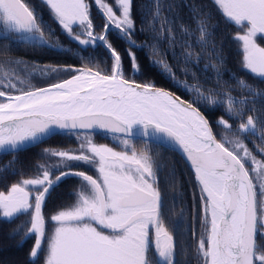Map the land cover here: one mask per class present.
Here are the masks:
<instances>
[{
  "label": "snow or ice",
  "instance_id": "6c2138e0",
  "mask_svg": "<svg viewBox=\"0 0 264 264\" xmlns=\"http://www.w3.org/2000/svg\"><path fill=\"white\" fill-rule=\"evenodd\" d=\"M44 2L73 41L83 50L100 42L109 51L112 65L109 73H102L90 67L40 66L7 57L16 43L57 51L63 46L22 0H0V38L10 41L3 46L6 58L0 60V153L22 151L60 132L79 141L77 149H44L42 159L55 158V163H37L35 175L24 178L21 174L0 190V219L10 223L20 215L29 217L24 236L34 237L30 258L45 252L44 264H175V241L161 211L158 173L162 165L147 143L140 149L134 143L138 138H155L177 145L194 170L203 211L204 231L196 244L201 264H264V159H257L245 143L246 136L258 132L264 142V120L255 115L243 118L245 111L256 112L248 105H254L264 92L243 79L236 81L241 96L234 97V89L220 91L224 61L214 45L216 63L205 68L215 72L217 87L205 89L198 82L181 81L196 97L191 102L152 83L126 79L122 56L108 40L111 29L128 44L134 73L140 72V65L132 49L147 48L151 63L176 80L160 44L176 45L177 25L174 17L164 14L161 0H152L151 19L140 29L150 33V40L142 44L133 38V0H95L104 19L99 34L86 0ZM214 3L226 21L239 29L234 40L240 46L242 68L264 79V47L257 42L264 39V0ZM172 10L169 5L167 11ZM193 14L199 33L195 43L205 52L212 38L211 17L195 8ZM179 28L182 37L192 35L190 26L181 23ZM180 43L185 64L198 62L201 53L193 50V44ZM64 72L76 74L45 87L31 83L36 75ZM196 103L222 106L229 119L239 122L234 126L219 117L217 125L223 134L217 139ZM98 130L110 134L120 150L94 143ZM258 151L264 153V144ZM74 162L93 166L97 175L74 171ZM69 176L80 180L73 193L75 202L51 215L54 228L48 234L42 210L46 197Z\"/></svg>",
  "mask_w": 264,
  "mask_h": 264
},
{
  "label": "trees",
  "instance_id": "16d2710c",
  "mask_svg": "<svg viewBox=\"0 0 264 264\" xmlns=\"http://www.w3.org/2000/svg\"><path fill=\"white\" fill-rule=\"evenodd\" d=\"M22 2L33 10L37 18L55 19L44 0H22ZM86 2L90 5V15L95 26V31L99 34L103 31V16L95 5V0H86ZM161 3L164 8V14L170 19L174 17L177 25L176 45L172 47L163 41L160 44L164 58L171 65L176 80L171 79L168 74L151 63L147 48L137 47L132 49L140 65V72L134 73L131 68L128 52L126 51L128 44L124 39L120 38L115 29H111L107 34L108 40L122 56L126 79L142 84L152 83L157 87L168 89L191 102L196 97L192 92L186 90L185 86L180 83L181 81L186 80L188 84L198 82L205 89L217 87L215 72L210 68H205L207 64L216 63L212 51V45H214L215 52L220 54L224 61L220 67V91H224L226 88L234 89L232 95L234 97L241 96L242 92L237 86L236 81L237 79H243L257 91L264 92V79L255 76L241 66L242 54L240 46L234 40V36L239 29L234 24L226 21L215 5L214 0H161ZM169 5L173 6L171 12L167 11ZM152 7V0H133L132 15L136 22V31L133 38L138 44L150 40V33L147 31L142 32L140 29L146 27V20L151 19L148 13ZM193 8L202 10L211 17L210 24L212 27L209 31L212 32V38L205 52H201L200 47L195 43L199 33L195 31L196 20L194 19ZM181 23L190 26L192 31L191 36H181L179 28ZM44 24L48 25L49 22ZM181 40H187L190 44H193L195 52L201 53L198 62L194 60L192 63L185 64L182 56ZM262 41L260 43L264 47V40ZM75 50L78 51V54L74 64L78 68L90 67L94 71L100 70L102 73L110 72L112 65L110 53L100 42H97V46L88 47L86 50H83V46H76ZM5 58L4 53L0 50V60ZM159 58L153 57V59ZM70 62L67 61V63L71 64ZM185 68L188 69L187 73L184 71ZM192 73H195V77H193ZM72 74L76 73H67L61 80L70 78ZM55 82L59 81L39 83L36 87H44ZM243 94L246 95V93ZM195 106L206 114L219 139L223 134V130L217 125V119L221 116L229 119L224 107L213 108L206 106L204 103H196ZM248 107H255L256 112L245 111L243 117L245 120L247 115H255L264 120V96H258L255 104H249ZM238 122V120L229 119V123H232L234 126ZM93 141L96 144L106 145L116 143V140L110 134L104 132H96L93 135ZM134 143L138 149L143 148L144 144L147 143L150 154L158 164L162 165V169L158 173V187L162 200L161 211L165 226L175 241V264H201V260L196 253V244L199 236L204 231L202 227L203 211L200 200V187L195 180L194 171L187 160L173 149L139 138L134 140ZM245 143L252 150L253 154L256 155L257 159H264V153L258 151V146L264 144L259 138V132L256 136H246ZM78 147L79 141L74 135L62 132L31 148L14 153L0 154V190H5L12 182L20 179L21 174L24 178L35 175V165L37 163H55V158L51 161L42 159L44 149L69 150L77 149ZM116 148L120 150L119 146ZM73 170H84L94 175L91 168H83L80 162H74ZM78 181L79 178L75 176L63 179L47 197L43 213H54L70 204L71 200H73L72 188ZM23 223L26 224L20 220V216L10 223L0 219V264H44V252H41L35 260L30 258L29 253L34 244V237L24 236V231L21 230L24 229ZM17 228L20 229L18 233L14 231Z\"/></svg>",
  "mask_w": 264,
  "mask_h": 264
},
{
  "label": "flooded vegetation",
  "instance_id": "af4514ba",
  "mask_svg": "<svg viewBox=\"0 0 264 264\" xmlns=\"http://www.w3.org/2000/svg\"><path fill=\"white\" fill-rule=\"evenodd\" d=\"M38 21L42 22V24L45 26L46 31H47V29H51L55 33V36L58 37V42L63 46V50L57 51V50L49 49L47 47H32V46L25 45L22 43H16V44H12L10 50L6 53V56L11 57L13 59H21L28 64H32L33 62H35L36 64H38L40 66H44V65L61 66V67L73 66L74 68H78L74 64L76 62V56L78 54V51L75 50V48H76V46L77 47L80 46V45H78V42L73 41L63 31V29L59 26L58 22L55 19H52V20L49 19L48 20V19L38 18ZM48 22H49L48 25L44 24V23H48ZM8 43H10L9 40L0 38V50L2 51V53H4L3 46L5 44H8ZM4 56H5V54H4ZM67 61H71L70 62L71 64L67 63ZM66 74H67V72L57 73V74H53L52 76H48V77L36 75L34 78H32L31 83L36 86L39 83H43V82H49V81L51 82V81H55V80L60 81L61 78ZM81 171H84V170H81ZM85 172L87 174L93 175L92 173H89L87 171H85ZM93 176L95 177V175H93ZM78 186H79V184H75V186L72 188L73 193L78 189ZM54 188L50 191V194L52 193ZM47 197H46V199H47ZM73 202H74V199L71 200L70 204H72Z\"/></svg>",
  "mask_w": 264,
  "mask_h": 264
},
{
  "label": "rangeland",
  "instance_id": "374dc122",
  "mask_svg": "<svg viewBox=\"0 0 264 264\" xmlns=\"http://www.w3.org/2000/svg\"><path fill=\"white\" fill-rule=\"evenodd\" d=\"M262 40H264V39H258L257 40V42L262 46V44L260 43V42H263ZM263 47V46H262ZM94 71V70H93ZM95 143V142H94ZM113 145H108L109 147H113V148H115L117 151H119L116 147L117 146H119L118 145V143L116 142V143H112ZM116 144V145H115ZM81 165H83V168H85V167H87V168H91V170L93 171V173H94V175L96 176L97 175V172L95 171V168L93 167V166H90V165H85V164H83V163H81ZM77 184H79L80 185V180L77 182ZM78 188H79V186H78ZM73 199H74V202H75V196H73ZM73 202V203H74ZM72 203V204H73ZM71 204H68L67 206H70ZM66 207V206H65ZM56 212V211H55ZM55 212L54 213H50V214H46V213H43L44 214V216H45V220H46V232L48 233V234H51V231L53 230V228H54V222H52L51 220H50V217H51V215H53V214H55ZM28 219H29V217L27 216V215H20V220L21 221H23V222H27L28 221ZM26 224H24L23 223V227L25 226ZM22 231H24V229H21ZM45 249H46V244H45ZM45 255H46V253L44 252V259H45Z\"/></svg>",
  "mask_w": 264,
  "mask_h": 264
},
{
  "label": "water",
  "instance_id": "95a60500",
  "mask_svg": "<svg viewBox=\"0 0 264 264\" xmlns=\"http://www.w3.org/2000/svg\"><path fill=\"white\" fill-rule=\"evenodd\" d=\"M137 84H142V83H138V82H136ZM45 87V86H44ZM157 87V86H156ZM158 88H162V87H158ZM163 89H165V88H163ZM165 90H167V91H169V92H171V93H173V94H175L177 97H179L180 99H182V100H184V101H188V100H186V99H184V98H182L181 96H179L178 94H176V93H174V92H172V91H170V90H168V89H165ZM195 106V105H194ZM196 107V106H195ZM198 108V107H197ZM199 109V108H198ZM200 110V109H199ZM204 115H205V117L208 119V117L206 116V114L202 111V110H200ZM208 121H209V123H210V125H211V127H212V124H211V122H210V120L208 119ZM212 129H213V127H212ZM97 132H104L103 130H98ZM213 132H214V129H213ZM60 133H62V132H60ZM104 133H106V132H104ZM214 134H215V132H214ZM57 135V134H56ZM54 135H52L51 137H53ZM51 137H49V138H51ZM49 138H46L44 141H46L47 139H49ZM218 139V138H217ZM144 140H148L147 138H145ZM43 141V142H44ZM149 141H153V142H156V143H158V144H161V145H163V146H166V147H168V148H170V149H173V150H175V151H177V152H179L186 160H187V157H186V154L185 153H183V151L177 146V145H175V144H172V143H170V142H167V141H158L157 139H155V138H153V139H150ZM42 143V142H41ZM38 144H40V143H37V144H35V145H38ZM34 145V146H35ZM31 147H33V146H26L25 148H24V150L25 149H28V148H31ZM0 154H6V153H0ZM187 162L189 163V165H190V167H191V164H190V161H188L187 160ZM192 168V167H191ZM193 170V169H192ZM194 171V170H193Z\"/></svg>",
  "mask_w": 264,
  "mask_h": 264
}]
</instances>
